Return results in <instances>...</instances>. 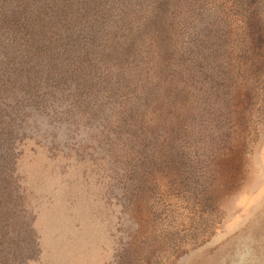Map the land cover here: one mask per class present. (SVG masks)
I'll list each match as a JSON object with an SVG mask.
<instances>
[{"label":"rangeland","instance_id":"374dc122","mask_svg":"<svg viewBox=\"0 0 264 264\" xmlns=\"http://www.w3.org/2000/svg\"><path fill=\"white\" fill-rule=\"evenodd\" d=\"M74 28L80 92L34 66ZM22 41L0 264H264V0H0V65Z\"/></svg>","mask_w":264,"mask_h":264},{"label":"trees","instance_id":"16d2710c","mask_svg":"<svg viewBox=\"0 0 264 264\" xmlns=\"http://www.w3.org/2000/svg\"><path fill=\"white\" fill-rule=\"evenodd\" d=\"M76 21L78 23H75V25L78 24L80 25V22L77 19ZM70 25H73V23H71ZM120 29H118V31H120ZM15 30L17 36L18 30L17 29ZM73 31H77L76 28L68 32V35L66 36H58V34L54 33L55 35L54 37H57L58 40L54 39L53 44L56 45V48H58L57 45L59 44V47L62 49V52H59L60 51L59 48H58L59 51L58 50L53 51L50 47L47 48L43 41V45H39V52L37 54L38 59H35L36 62L34 63V66H36L38 68V71L41 72V75L38 77L39 81H42L44 77H46L47 84L49 83L50 80L56 81L55 77L58 74L57 75H52V74L54 72H59L58 77L60 80L69 79L70 81L69 86H73L76 89V91H78L79 89L80 92V90L85 89L87 87V84L90 85L91 81L87 78V76L81 79L79 77H76L77 76L76 72L73 71L70 66L71 64L78 63L77 61L80 59V56L83 51V49L80 46H78L72 41V38L76 37V33H74ZM21 45H23L21 49L16 48L15 45L12 50L10 48L7 49V52L4 54V57L1 60L0 67H6L8 63L11 65V68L15 67L14 66L15 59H19V56L20 55L22 56V54H24V57H27L26 63L28 62L29 64H31L32 57L33 58L36 57V54L35 53L31 54V51H28L27 49L24 50L25 48L24 41H22ZM30 55L32 57H30ZM2 73L3 75H1L0 78L2 77L5 78V76L8 77V73L6 70L2 71ZM15 74L13 75L12 72L9 74V76L12 75L14 77ZM36 85L39 87L38 90L42 91V89L44 90L46 89L45 87H43V83H40V85L39 84ZM36 85L33 84L30 87V90L24 93L25 95L24 98L33 97L32 90H35L37 88Z\"/></svg>","mask_w":264,"mask_h":264}]
</instances>
